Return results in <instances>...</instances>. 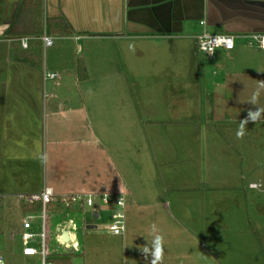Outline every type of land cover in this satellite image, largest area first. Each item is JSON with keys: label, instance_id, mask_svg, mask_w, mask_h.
Instances as JSON below:
<instances>
[{"label": "crops", "instance_id": "1", "mask_svg": "<svg viewBox=\"0 0 264 264\" xmlns=\"http://www.w3.org/2000/svg\"><path fill=\"white\" fill-rule=\"evenodd\" d=\"M24 1L0 0V204L46 189L109 195L90 216L80 207L70 230L50 213L51 254L69 251L73 264L81 253L80 264L92 263L88 243L102 264H147L139 246L152 224L164 236L163 264H264V192L251 187L264 184V118L236 138L264 81V50L250 38L264 34V0H44L34 20ZM60 18L69 34L48 31L45 21ZM43 20L53 47L30 35ZM205 31L234 36L235 49L210 58L200 49ZM41 154L44 183L28 190ZM120 195L123 236L108 230ZM21 232L16 252L34 262Z\"/></svg>", "mask_w": 264, "mask_h": 264}, {"label": "built area", "instance_id": "2", "mask_svg": "<svg viewBox=\"0 0 264 264\" xmlns=\"http://www.w3.org/2000/svg\"><path fill=\"white\" fill-rule=\"evenodd\" d=\"M204 34V33H203ZM209 34V33H208ZM210 36L215 37L216 35L225 36L234 38L233 39V46L229 47L228 40H225L222 46L216 48L214 54L208 55L207 52L203 51L207 56L213 58L219 50H223L226 52L233 51L236 47V38L232 35H222V34H209ZM203 36V35H202ZM261 37H264V34H254L250 36L251 40L257 44V46L264 50V46H262ZM45 46V48L53 47L55 44V38L45 33L40 38ZM23 44L27 46V40L23 41ZM201 45V40H200ZM214 46V45H213ZM201 49V46H200ZM202 51V50H201ZM58 74L52 73H45L46 80H55L58 79ZM253 188H258L260 185H252ZM50 201L54 203H58L61 205L62 209H66L64 214H57L61 217L63 221L61 225H66V227L70 229L75 227V223L73 220V212H77L80 207L85 208H94L95 206V195H88V194H81V195H64V196H56L50 190H44L42 192H38L32 195H27L23 197V202H27L29 204H34L36 202H40L43 205V211L41 214H34V213H25L23 220H22V232H21V242L23 246V255L27 257H35L40 255L42 258L41 264H58L51 260V250L48 247V236H49V225H50V212L48 211V204ZM91 201V203H89ZM122 201V203H121ZM101 202L104 205H109L111 202V197L109 195L101 196ZM126 199L125 195H120L115 199V211L112 215L111 222L108 226V230L112 232L114 235L123 236L126 231ZM57 216V217H58ZM41 218L42 226L41 232L34 231V223L36 218ZM76 221V220H75ZM67 230V233L69 232ZM67 237L68 235L65 234ZM65 235L63 233L60 234V238L58 241L59 247L66 246L69 244L67 240H65ZM69 236H72L69 233ZM40 239L41 240V247H37L35 242ZM79 242L75 241L74 246H76ZM73 246V247H74ZM61 250L57 249L53 252V254H58ZM0 264H4L3 257L0 255Z\"/></svg>", "mask_w": 264, "mask_h": 264}, {"label": "rangeland", "instance_id": "3", "mask_svg": "<svg viewBox=\"0 0 264 264\" xmlns=\"http://www.w3.org/2000/svg\"><path fill=\"white\" fill-rule=\"evenodd\" d=\"M97 62L99 63V61L96 59V62H94V63L97 64ZM146 62L148 63V61H146ZM131 68H134V60L131 62ZM69 86H72V85L69 84ZM66 91L72 93V95L79 96L81 94L80 90L76 91V90H74V88L71 90L66 89ZM61 94L62 95L64 94L63 90H61ZM108 95L110 97L112 94H108ZM128 95L129 94H127V96ZM158 95L159 96L155 97L156 100L161 99L163 94H158ZM125 96H126V94H123V93L117 94V98L119 99L121 97V101L122 100L124 101V102L122 101V104H127ZM145 97H147V94H145ZM38 105L39 104H37V106ZM104 105L105 104H103V106ZM118 106H119V103H118ZM122 108H123V110L128 112V108L126 105H123ZM105 109H107V112H106L107 117H110V119H112L114 116L116 117V114H115L116 109L114 107V104L105 105ZM40 114H39V122L42 121ZM123 125H124V123H123ZM36 135H37V133H36ZM36 150L39 154V149L37 147H36ZM39 164L45 165V158L42 156V154L39 158H38V156L36 157V165H34L33 170L29 171L27 169L28 176H27L26 180H27L28 190L39 189L44 183L45 169H44V167H42ZM257 189H261V190L263 189V192H264V184H263V187H262V185H260V187H258ZM27 195H31V194L30 193L25 194L24 196L21 197V200L19 198V200H20L19 202H17L18 198H16L15 199L16 201L12 200V201H15L12 204H10V202L8 200L5 204H3V205L0 204V254L3 255V257L5 259V263H7L10 258H11L10 261H12L13 264H41L42 263V258L40 255L32 257V259H35L34 262H32V261L29 262V260H27V258L24 259V258L18 256V254L16 252L17 248H15V245L13 244V242H15L16 240L19 239V232L21 231L22 220H23V217L25 215V212L23 211V209L21 207L22 206V200H23V197H25ZM263 196H264V194H263ZM0 202H1V200H0ZM97 202L101 203L100 198L95 196V203H97ZM92 210H95V209L94 208L88 209V212H89L88 215L89 216H90V213L92 212ZM251 211H254L253 206L251 207ZM58 218L59 217H57V219ZM57 219L53 218V223L56 224ZM58 220H60V218ZM42 223L43 222H42L41 218L37 217L35 220V223H34V226H35L34 231L35 232L40 233L42 231L41 230ZM98 232L103 233V232H101V229H99ZM98 232H95V233L99 234ZM103 234H105V233H103ZM117 240H118L117 245L119 246V253H120V256L122 257V254H123V252H122V250H123L122 249V241H121V238H118V237H117ZM35 245L40 248L41 247V240L38 239L35 242ZM87 247L90 249V251L87 254L89 256L90 261L92 262L91 264H102L103 260L105 258V255L103 254V252L98 255L99 260H97V255L94 253V249L91 248L92 244L88 243ZM63 252H65V250H63ZM59 254H60V252H59ZM79 257H82V253H81V255H77V257H76L78 264H80V262H82V260L80 261ZM116 257L118 258L117 255H116ZM14 260L16 262H14Z\"/></svg>", "mask_w": 264, "mask_h": 264}, {"label": "clouds", "instance_id": "4", "mask_svg": "<svg viewBox=\"0 0 264 264\" xmlns=\"http://www.w3.org/2000/svg\"><path fill=\"white\" fill-rule=\"evenodd\" d=\"M233 39L230 37L216 35L210 36L207 31L200 37L201 50L207 52L208 55L214 54L216 48L222 46L225 40H228L229 47L233 46ZM262 46H264V37H261ZM214 45V46H213ZM132 47V45H129ZM264 89V81L259 82L258 88L250 96L248 103L254 107L247 111V116L240 120L238 129L236 131V138L243 139L246 134V126L251 121L254 123L259 122L264 118V107L258 106L260 104L261 90ZM91 203V201H89ZM122 203V201H121ZM151 240H147V243L139 246V251L143 255L147 264H163L164 259V236L159 233L155 224L151 225L150 229Z\"/></svg>", "mask_w": 264, "mask_h": 264}, {"label": "trees", "instance_id": "5", "mask_svg": "<svg viewBox=\"0 0 264 264\" xmlns=\"http://www.w3.org/2000/svg\"><path fill=\"white\" fill-rule=\"evenodd\" d=\"M43 7H44V0H25L23 7H22V12L24 11H28V13L31 14L32 16V20L34 19H40V17H42L43 15ZM36 21V20H35ZM38 22V21H37ZM45 24L47 26L48 31H52V33L54 34H69L70 28L67 26L68 24L66 23V21L64 19H52V20H47L45 21ZM38 25V24H37ZM41 30L34 28V30H30V35H35L38 37H41L44 33V20L43 23L41 24ZM18 26V25H17ZM16 28V26H15ZM14 28V29H15ZM42 42V40H41ZM43 44V42H42ZM44 45V44H43ZM42 49V48H41ZM42 55V50L41 53ZM83 65V64H82ZM85 68V66L83 67ZM24 212L25 213H34V214H41L43 211V205L40 202H36L34 204H29L27 202H24ZM80 210V209H79ZM77 210V212L79 211ZM48 211L50 213H54V214H64L66 212V209H62L61 205H59L58 203H54L53 201H50L48 204ZM56 212V213H55ZM77 212H73V216H77ZM51 260H53L55 263L58 264H73V259L75 258V256L69 252V251H65L62 253L60 252V254H51Z\"/></svg>", "mask_w": 264, "mask_h": 264}, {"label": "water", "instance_id": "6", "mask_svg": "<svg viewBox=\"0 0 264 264\" xmlns=\"http://www.w3.org/2000/svg\"><path fill=\"white\" fill-rule=\"evenodd\" d=\"M67 239L66 235H65V240Z\"/></svg>", "mask_w": 264, "mask_h": 264}]
</instances>
